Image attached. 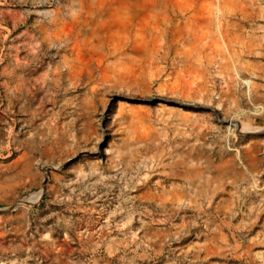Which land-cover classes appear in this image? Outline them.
<instances>
[{"label": "rangeland", "instance_id": "1", "mask_svg": "<svg viewBox=\"0 0 264 264\" xmlns=\"http://www.w3.org/2000/svg\"><path fill=\"white\" fill-rule=\"evenodd\" d=\"M0 264H264V0H0Z\"/></svg>", "mask_w": 264, "mask_h": 264}, {"label": "bare ground", "instance_id": "2", "mask_svg": "<svg viewBox=\"0 0 264 264\" xmlns=\"http://www.w3.org/2000/svg\"><path fill=\"white\" fill-rule=\"evenodd\" d=\"M36 198H38V197H36ZM25 203H27V202H25Z\"/></svg>", "mask_w": 264, "mask_h": 264}]
</instances>
